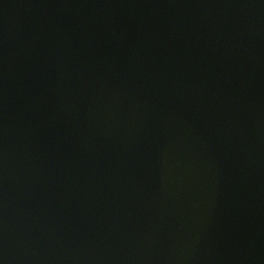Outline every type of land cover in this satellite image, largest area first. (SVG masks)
<instances>
[{
	"label": "water",
	"instance_id": "obj_1",
	"mask_svg": "<svg viewBox=\"0 0 264 264\" xmlns=\"http://www.w3.org/2000/svg\"><path fill=\"white\" fill-rule=\"evenodd\" d=\"M0 264H264V0H0Z\"/></svg>",
	"mask_w": 264,
	"mask_h": 264
}]
</instances>
